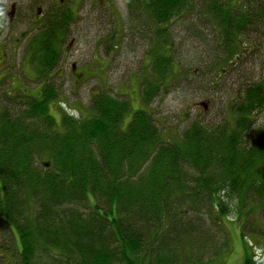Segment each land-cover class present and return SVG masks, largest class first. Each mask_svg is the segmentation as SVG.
<instances>
[{
  "label": "trees",
  "instance_id": "16d2710c",
  "mask_svg": "<svg viewBox=\"0 0 264 264\" xmlns=\"http://www.w3.org/2000/svg\"><path fill=\"white\" fill-rule=\"evenodd\" d=\"M209 2L227 50L212 63L220 75L245 55L249 43L255 47L246 34L264 18V3ZM127 3L133 12L146 11L156 26L154 35L169 42V55L152 59L151 75L139 83L144 107L134 110L127 123L131 100L106 87L92 95L88 115L65 111L59 124L49 110L59 96L51 81L27 102L11 98L20 107L0 106V224L19 235L22 264H35L36 246L49 255L50 264H159L164 257L171 262L176 256L166 254L172 245L167 239L180 244V234H206V214L217 218L222 233L223 218L242 214L249 222L243 230L251 231L249 214L264 218V124L254 123L257 111L264 110V75L243 88L223 128L193 121L180 134L165 137L148 105L170 79L178 81L187 70L174 59L166 27L193 0ZM54 9L29 46L40 73L57 71L60 45L76 15L69 4ZM79 206L90 211L83 214ZM186 219L193 226L183 227ZM258 224L263 229L264 222ZM93 235L98 246L90 243ZM50 243L61 245L65 254L46 249ZM254 248L244 264L259 263L254 256L264 249ZM0 256L4 264L7 255L0 251Z\"/></svg>",
  "mask_w": 264,
  "mask_h": 264
},
{
  "label": "rangeland",
  "instance_id": "374dc122",
  "mask_svg": "<svg viewBox=\"0 0 264 264\" xmlns=\"http://www.w3.org/2000/svg\"><path fill=\"white\" fill-rule=\"evenodd\" d=\"M14 1L19 5L18 10L10 16ZM229 1L231 5L242 2ZM259 1L264 3V0ZM63 4L71 5L76 15L67 39L60 45L57 71L50 72L51 77L47 79L45 74L50 73L38 71L39 62L31 56L29 46L48 13ZM131 5L136 10L139 8ZM211 7L209 0H193L191 7L166 27L174 59L187 69L178 81L170 79L168 86L148 105L157 127L165 130L167 138L172 132L180 134L193 121L223 128L230 120L233 101L240 97L243 88L264 75V18L255 20L246 34L247 41L254 42L255 47L249 43L246 46L249 50L231 70L217 74L212 63L215 58L225 57L227 50ZM133 13H138L133 16L137 19L135 26L131 23ZM150 22L146 11L133 12L127 0H112L110 5L104 6L98 5L97 0H0V106L20 107V102H27L31 95L40 96L44 84L51 81L59 96L57 101L49 103V110L59 124L65 111L77 116L88 115L92 95L106 87L121 91L131 100L133 109L124 117L127 123L134 110L144 107L143 86L139 83L146 75H151L152 59L169 55V42L154 35L156 26L152 27ZM149 36L152 37L149 39ZM257 112L255 125L264 124V110ZM78 208L83 214L90 211L89 207ZM188 215L192 213L188 211ZM223 219V233L216 224L217 218L213 221L210 214H206L203 222L204 229H208L206 234L193 237L180 234V244L173 237L168 238L167 242L172 245L166 254H175V260L169 262L170 258L164 257L159 264H244L252 249L256 250L254 245L264 249V226L262 229L258 224L263 223L264 218L258 212L248 216L255 231L247 229L249 222L242 214ZM189 222L186 219L182 226H193ZM245 224L247 228L243 230ZM18 236L0 224V251L8 257L2 260L4 264H22ZM93 236L90 243L98 246L99 238ZM45 248L57 255L65 251L55 243ZM259 251L254 260L264 264L262 256L258 259L264 252ZM156 253L154 251V257ZM48 258L49 255L36 246L35 264H50Z\"/></svg>",
  "mask_w": 264,
  "mask_h": 264
},
{
  "label": "flooded vegetation",
  "instance_id": "af4514ba",
  "mask_svg": "<svg viewBox=\"0 0 264 264\" xmlns=\"http://www.w3.org/2000/svg\"><path fill=\"white\" fill-rule=\"evenodd\" d=\"M111 1L112 0H97V4L98 5H102V6H104L105 4H111ZM18 3L16 2V1H14L13 3H12V5H11V13H10V16H12L13 14H15L16 13V10H18ZM111 9H112V7H111Z\"/></svg>",
  "mask_w": 264,
  "mask_h": 264
},
{
  "label": "water",
  "instance_id": "95a60500",
  "mask_svg": "<svg viewBox=\"0 0 264 264\" xmlns=\"http://www.w3.org/2000/svg\"><path fill=\"white\" fill-rule=\"evenodd\" d=\"M202 104H204V103L202 102Z\"/></svg>",
  "mask_w": 264,
  "mask_h": 264
}]
</instances>
